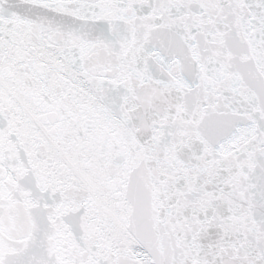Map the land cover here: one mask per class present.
I'll return each instance as SVG.
<instances>
[{
  "label": "snow or ice",
  "instance_id": "snow-or-ice-1",
  "mask_svg": "<svg viewBox=\"0 0 264 264\" xmlns=\"http://www.w3.org/2000/svg\"><path fill=\"white\" fill-rule=\"evenodd\" d=\"M0 264H264V0H0Z\"/></svg>",
  "mask_w": 264,
  "mask_h": 264
}]
</instances>
